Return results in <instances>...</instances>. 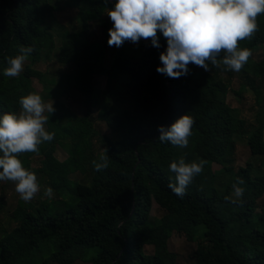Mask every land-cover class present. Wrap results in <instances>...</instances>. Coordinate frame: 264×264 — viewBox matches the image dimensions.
<instances>
[{"label": "trees", "instance_id": "16d2710c", "mask_svg": "<svg viewBox=\"0 0 264 264\" xmlns=\"http://www.w3.org/2000/svg\"><path fill=\"white\" fill-rule=\"evenodd\" d=\"M114 4L0 0V117L19 115V99L37 92L35 79L44 86L46 94L37 92L44 102L55 100L45 128L55 133L54 139L42 143L39 152L18 158L46 179L57 196L39 205L19 202L14 225L0 235V264H174L177 254L169 247L174 232L196 242L198 264H264V207L257 212L264 196V56L255 58L264 50V14L257 18L255 35L239 42L252 50L241 71L225 69L222 51L218 66L208 60L206 71L190 63L186 75L173 79L156 71L167 48L160 32L159 48L150 39L110 46L115 53L106 66L104 45L92 40L93 28L104 33L109 46L113 24L107 12ZM66 8L77 11L79 29L69 31L58 22L56 14ZM21 47L34 49L28 64L19 76H5L8 59L20 54ZM52 59L71 71L49 79L35 69ZM237 74L256 96L259 112L252 126L228 102ZM96 76L107 78L105 90L95 87ZM76 93L86 105L81 115L62 101ZM185 114L195 120L188 146L161 142L159 126L168 130ZM245 134L263 162L236 169V138ZM58 147L68 158L58 159ZM34 155L42 156L38 168L32 166ZM101 155H107L108 166L97 170L93 161L99 163ZM181 156L187 163H207L178 195L169 187L176 184L169 165ZM214 163L224 170L215 172ZM76 173L84 180H74ZM236 187L244 189L239 197H234ZM155 202L165 211L157 224L150 221Z\"/></svg>", "mask_w": 264, "mask_h": 264}, {"label": "clouds", "instance_id": "9594fccd", "mask_svg": "<svg viewBox=\"0 0 264 264\" xmlns=\"http://www.w3.org/2000/svg\"><path fill=\"white\" fill-rule=\"evenodd\" d=\"M261 14H264V0H115L114 7L107 12L113 24L108 30L107 43L121 47L125 41L138 43L141 39H150L152 45L159 48L157 33L160 32L167 41V48L160 54L163 66L157 67L158 73L176 79L188 73L190 63L207 71L206 61L211 60L213 66H218L216 58L222 51L225 69L239 72L252 56V50L241 48L239 42L255 35ZM33 51L32 47H21L20 54L8 59L10 66L4 70V75L19 76ZM19 105L22 109L19 115L5 113L0 117V152L3 153L0 181L15 182L16 192L28 202L39 192L40 185L35 172L23 166L18 154L39 152L42 143L54 139L55 133L45 130L49 117L44 114L54 109L37 92L22 96ZM194 123V118L185 114L168 130L159 126L158 139L186 148ZM99 160V163L93 161L97 170L108 166L107 155H101ZM206 163L203 159L187 163L182 156L172 161L169 168L175 173L176 184L169 183V187L182 195ZM239 183L243 184V180ZM52 192L49 187L45 195L51 197ZM243 192V188H235L237 197Z\"/></svg>", "mask_w": 264, "mask_h": 264}, {"label": "rangeland", "instance_id": "374dc122", "mask_svg": "<svg viewBox=\"0 0 264 264\" xmlns=\"http://www.w3.org/2000/svg\"><path fill=\"white\" fill-rule=\"evenodd\" d=\"M58 22L63 25L67 30L74 31L80 28L79 20L77 16V11L75 9L66 8L64 11H60L56 14ZM93 41H98L104 45L105 48V64L106 66H110L113 56H114V49L110 46L105 45V35L104 33L97 27L94 26L93 28ZM58 45L60 44L59 39L57 38ZM262 56H264V50L259 53L258 56H256V60H261ZM28 64V62H25V65ZM35 69L42 72L47 76L49 79L53 77H57L62 73H67L71 71V68L68 66L61 65L57 59L49 60L48 62L40 63L35 66ZM107 84V78L105 76H96L94 78V85L96 88L100 90H105ZM34 88L37 92L46 94L44 91V86L42 83H40L39 80L35 79L33 83ZM62 101L65 103V105L71 109L76 114H84L86 112V105L84 102V97L80 94H73L70 97H64ZM228 102L229 104L235 108L238 109L241 117L247 119L250 123V125H254L256 121L257 114L259 112V107L256 102V96L255 94L249 89L246 88L241 79L240 75L237 74L234 80V84L232 87V91L230 92L228 96ZM51 103L52 106L55 103L54 99H48L46 102ZM47 111L44 113L46 115ZM97 111L94 112L96 114ZM99 128L103 131L104 134H107L109 136H113L110 129L105 124H99L97 123ZM46 128V124H45ZM248 137L249 134H245L244 136H237L236 138V151H235V168L238 169L240 167H245L247 163L252 162L256 166H259L263 162V158L260 156H255L252 152V149L248 143ZM56 156L59 160H65L68 158V152L61 148H57ZM41 155H34L33 156V163L32 166L34 168H38L41 165ZM213 169L215 172H221L224 170V168L217 163L213 164ZM37 176V182L40 185V190L36 194V196L27 203H32L33 205H39L40 202L44 199H55L57 198L55 191L53 190L51 197H48L45 195V190L50 187L49 182L44 179L41 175L35 173ZM72 178L74 180L83 181V175L80 173H76L72 175ZM234 197H237L234 192ZM0 200L2 201V206L0 208V235L5 228H10L12 225H14L12 220V214L14 210L18 207V204L20 201H24L20 198L19 194L15 190V182L3 180L0 181ZM258 211H261V208L264 207V196L261 197L258 200ZM165 211L164 209L157 204L156 202L153 205L151 215H150V221L153 224H157L160 222L161 217L164 215ZM197 238H200V234ZM197 244L196 242L190 241L187 239L185 234H179L177 232H174L169 240V247L170 250L177 254V261L174 264H198L197 260L193 257V252L196 248ZM154 247L149 246L148 252L153 253ZM53 264V263H52ZM75 264H87V262L83 260L77 261Z\"/></svg>", "mask_w": 264, "mask_h": 264}]
</instances>
